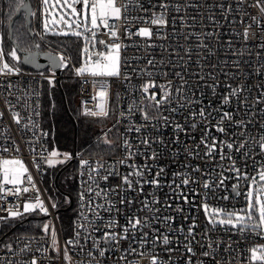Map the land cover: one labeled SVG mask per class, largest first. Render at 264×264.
Segmentation results:
<instances>
[{"label":"built area","instance_id":"2783aa9c","mask_svg":"<svg viewBox=\"0 0 264 264\" xmlns=\"http://www.w3.org/2000/svg\"><path fill=\"white\" fill-rule=\"evenodd\" d=\"M116 2L127 6L121 20L114 22L121 44L118 76H78L72 59L42 40L36 27L37 6L31 13L33 35L46 51L63 54L67 66H61L58 74L21 69L19 73L0 74V162L22 161L35 185L25 179L18 186L29 188L27 193L0 192V264H32L34 260L36 264H151L152 257L157 264H264L251 259L253 248L264 247L259 229L241 232L230 225L209 223L214 210L221 211L215 217L219 220L224 213L245 209L251 178H256V188L258 173L264 170V151L260 148L264 137V0L260 6L257 0ZM160 15L166 23L152 24L151 20ZM140 28H149L152 36L137 35ZM107 31L101 27L97 39L111 43ZM99 50L97 44L93 51ZM5 59L16 67L6 54ZM66 68L78 82L81 114L89 118L112 115L111 154L88 156L74 152L66 160L50 156L43 121L44 87L49 79L59 81ZM149 82L156 87L145 94L142 86ZM97 83H106L108 88V115L104 117L87 114L96 111ZM162 88H167L170 97L157 111L145 96L155 93L160 99ZM233 89L238 90L234 96ZM225 97H229L228 103L223 102ZM201 109L205 110V118L199 116ZM144 110L153 118L146 121ZM224 112L230 113L232 120L221 122ZM14 114L19 115V123L13 119ZM217 124L225 131H217ZM202 138L209 145L216 141L211 155L201 144ZM145 139L148 144L142 142ZM244 142L245 147L237 151ZM228 143L233 148L229 149ZM47 159L56 161L54 164L65 160L77 166L74 217L67 234L44 190ZM7 167L19 169L17 165ZM234 168L239 169L241 178H237ZM137 170L143 175H131L133 183L129 187L123 177ZM2 175L0 172V181ZM153 179L159 181L158 186L147 182ZM184 179L189 183L183 184ZM37 195L47 208V213L39 215L46 216L48 231L17 237L11 247L3 248L2 221L11 213L22 212L25 203L34 202ZM136 218L142 223L134 228L130 221ZM109 222L114 226L108 227ZM105 232L127 238L105 240ZM165 236L168 244L163 243ZM65 250L68 260L64 258ZM206 252L209 255H204ZM261 254L257 252V256Z\"/></svg>","mask_w":264,"mask_h":264},{"label":"snow or ice","instance_id":"6c2138e0","mask_svg":"<svg viewBox=\"0 0 264 264\" xmlns=\"http://www.w3.org/2000/svg\"><path fill=\"white\" fill-rule=\"evenodd\" d=\"M43 3L47 5L49 3V0H43ZM57 4H60L61 7H67L71 10L72 16L76 17V23L75 27L77 29L83 28V32L81 31H72V35L79 37H82L85 41V47L82 49V54L86 57V60L84 64L81 67H78L75 69L76 74L78 76H84L85 74L90 75L93 78L97 77H113L118 76L119 73V64H120V56L119 52L121 49V44L118 43L119 39V29L117 28L115 21H119L122 18L123 12L127 10L126 5H117L116 0H56ZM81 5V8L78 10L76 5ZM261 5V0H257V6ZM23 6V5H21ZM161 7H167L166 5H161ZM261 11H264V6L261 7ZM61 19L64 20V17L61 16ZM113 22V23H110ZM66 24H68V27L71 28L72 24L69 23L67 20H64ZM152 24L156 25H164L166 23L163 15L156 16L154 19L151 20ZM45 30L48 29V24L45 23L44 25ZM101 27L107 29V35H109L111 43H108L104 40H98L97 36L99 33V30ZM87 33V35H85ZM67 35L68 33H64ZM137 35L143 36V37H151L152 32L149 28H140ZM244 38L247 40L248 38V30L245 29L244 31ZM102 45L104 47V51H91L89 48V45L91 46V49H95L96 45ZM36 47H39V45H36ZM7 56L11 57L12 60L20 62L21 57L18 55V49L16 47H13L10 52L7 53ZM49 59L52 60L54 67H61L67 66L68 60L65 58L63 54H60V56L54 57L50 56ZM35 60V57L32 54H27L24 57L23 62L24 63H33ZM151 64L152 61H149ZM19 68L15 67L13 65H10L8 61L5 59V53L2 48H0V74H12V73H19ZM179 75V73H177ZM48 79V78H46ZM49 84H52V80L49 79ZM11 87V85H9ZM106 84L101 85V90L99 91L98 95L102 98H105L107 96L106 92ZM156 87V85L152 82L146 83L142 86V92L147 94L149 92V88ZM163 96H161L160 99H156V94L152 93L151 95H146L145 99H148L151 102V105L159 111L160 106L169 100L170 93L168 92L167 88H162ZM177 91H180V89H177ZM237 89H233L231 92V95L237 94ZM95 98V97H94ZM224 103L229 102V97L224 98ZM99 111H93L88 112V115L92 116H107L108 112L103 106V104H100L97 106ZM131 111V109H130ZM3 113H0V117H2ZM195 115V113H193ZM199 116L201 118H205V110L201 109L199 112ZM143 117L147 121L149 119H152L153 117H150L148 112L146 110L143 111ZM13 119L16 121V123H19V115L14 114ZM167 118H165L166 120ZM224 120H232V115L228 112H224L221 117V122ZM242 125V122H240ZM196 125L193 124L192 127H195ZM243 126V125H242ZM217 131L224 132V127H221L219 124H217ZM176 128L178 130H182L180 125H176ZM135 131L139 132L140 128H136ZM105 143H111L106 137H105ZM144 144H148L149 141L145 139L142 141ZM127 141H125V144L127 146ZM201 144H204L207 148V154L211 155L213 150L216 148V141L213 140L212 144L206 143V138L201 139ZM246 142L241 143L239 147L237 148V151L240 149H243L245 147ZM229 149L233 148L232 143H228L226 145ZM200 145H197V149H199ZM260 148L262 151H264V137L260 140ZM7 149H5L6 151ZM185 151H187V146L185 147ZM60 153L53 150L50 153L51 157L59 156ZM70 154H64V159H70ZM223 159V156L221 157ZM56 161L52 159H47V163L49 166L53 165ZM63 162V161H61ZM125 161H120V163H124ZM87 161H82V164L86 165ZM8 165H17L19 166V169L17 168H10L7 167ZM39 167V165H37ZM101 167H103L101 165ZM163 169H161L162 173ZM234 171L237 173V178H241V174L239 169H235ZM0 172H2V181H0V192L4 191H13L14 194L19 195L21 192L27 193L29 191V188L27 187H19L18 185L23 184L24 180L29 184H32L33 187L35 185L33 184L32 176L28 174V169L23 165L22 161L20 160H8L4 159L2 162H0ZM161 173H157V176H159ZM131 175H137L142 176L143 173L140 171H135L134 173H130L128 176L123 177V181L125 184H127L129 187L132 186L133 181L130 179ZM259 180L264 181V170L258 173ZM244 178H247L246 176ZM104 179H107V177H104ZM148 183H151L153 185L159 184V181L157 179H153L151 181H147ZM183 184H188L189 180L184 179L182 181ZM224 183V180H220V184L222 185ZM257 183L256 178H251V184H250V190L246 193V200H247V207L245 209L240 210L239 212H229L224 213V218L217 220L215 217L219 216L221 214L220 210H214L209 218V223L215 225L216 223H219L221 225H230L233 228H238L241 232L249 230V231H256L257 229L260 230V234L264 235V185H261L259 188H253V185ZM3 185H12V189H5ZM210 185L205 182L204 187L208 188ZM187 198L185 197V200ZM52 207H55V204L52 205ZM147 207V205H145ZM205 210L207 211V205H204ZM39 209L42 212L47 213V208L44 207L43 201L39 199V195H37L35 203H25L24 205V211L27 212L30 209L35 210ZM12 215H19V213H12ZM132 224V227H137L141 225V220L139 218H136L134 221H130ZM114 222H109L108 227H113ZM49 225H45L44 229L47 232L49 229ZM124 232H128V228L126 227L124 229ZM192 234V229H189V235ZM79 235V233H77ZM145 235H147L145 233ZM118 237L120 239H126L127 236H119L118 233L115 232H105L104 233V239L105 240H111L114 242H118ZM52 241L53 246L56 245V235H55V229L52 230ZM68 243H72V241H68ZM143 243V241H142ZM163 243L168 244L169 240L165 236L163 238ZM133 252H135V249H132ZM188 251L191 252L192 249L189 247ZM261 252L262 254L260 256H257V252ZM251 259L253 261L255 260H261L264 261V247H261L259 249L253 248L251 250ZM100 255H104V250L100 251ZM143 255V253H141ZM204 255H209V253H204ZM64 258L66 260L70 259L67 250H65V256ZM124 257H122L123 259ZM32 264H36V261L34 260ZM151 264H157V260L155 257H152Z\"/></svg>","mask_w":264,"mask_h":264},{"label":"trees","instance_id":"16d2710c","mask_svg":"<svg viewBox=\"0 0 264 264\" xmlns=\"http://www.w3.org/2000/svg\"><path fill=\"white\" fill-rule=\"evenodd\" d=\"M24 0H0V37L1 46L7 55L12 50L8 38V24ZM31 5L35 0H30ZM37 27L42 39L48 45L61 51L72 59L76 66L81 62L82 49L85 41L82 37L52 35L42 27L43 7L39 0ZM38 4V3H37ZM12 40L21 50H32V39L28 33L24 16L21 15L12 25ZM91 47V46H90ZM44 51V48L39 46ZM8 59L11 57L7 56ZM21 70H30L20 62H15ZM70 69L66 68L59 81L45 83L43 96V121L47 130L48 150L64 154L78 152L81 155L100 156L112 153L111 144L105 145L103 137L109 140L114 137L112 115L106 118H89L81 114L78 100V82L70 77ZM72 173L73 177L66 176ZM77 166L74 162L63 160L48 166L43 186L45 192L53 195L57 204L55 211L65 234L69 232L74 217L75 181ZM47 195V194H46ZM59 197V199H58ZM20 218H6L1 225V246L11 247L17 237H33L42 235L47 224L46 216L31 214L20 215Z\"/></svg>","mask_w":264,"mask_h":264},{"label":"rangeland","instance_id":"374dc122","mask_svg":"<svg viewBox=\"0 0 264 264\" xmlns=\"http://www.w3.org/2000/svg\"><path fill=\"white\" fill-rule=\"evenodd\" d=\"M69 2H71V0H69ZM42 3H43V0H42ZM77 5H76V7H77ZM80 8H81V6L79 8H77V9L79 10ZM42 15H43L42 27L45 30L44 25H45V23H47L48 24V29L45 30V31H48L52 35L77 37V36L71 34L72 31H81V32L84 31L83 28L77 29L75 27L76 17L72 16L71 10L69 8H67L66 6L65 7H61L60 4L56 3V0H49V3L47 5L44 4ZM61 16L64 17V20H67L69 23L72 24L71 28H69L68 24H66L64 22V20L61 19ZM64 33H68V34L65 35ZM0 45H1V37H0ZM89 48H90L91 51H93V49H91L90 45H89ZM103 48L104 47L102 45H100V50L99 51H101V49H103ZM85 60H86V57L82 54L81 62L79 64V67H81L84 64ZM14 62H17V61H14ZM102 84H106V83H97L94 86V95H95V100H96V111H99L97 106L100 105V104H103V106L107 110V101H106L107 96L105 98H102V97H100L98 95L99 91L101 90V85ZM106 86H107V84H106ZM106 92L108 94V88L107 87H106ZM102 117H104V116H102ZM105 137L107 138V136H104L102 138L103 139V143L105 145H110L109 143H105L104 142L105 141ZM109 141H112V139L109 140ZM66 176L73 177L71 172L70 173H66ZM258 181H259V183L256 185V188H259L261 185H264V181H260L259 177H258ZM46 194H47L49 200L53 204H55V208H57V204L60 201L59 197H58L59 201L56 203V201H55L56 197H54L53 195L47 193V191H46ZM31 203H35V201L31 202ZM41 213H42V211H40L38 208L35 209V210H31L30 209L29 211L25 212L24 211V207H23V210H22V212H19V215H12V213H11L10 214V218H20L21 217L20 215H22V216H28V215H31V214H38L39 215ZM220 219H222V218H220Z\"/></svg>","mask_w":264,"mask_h":264},{"label":"water","instance_id":"95a60500","mask_svg":"<svg viewBox=\"0 0 264 264\" xmlns=\"http://www.w3.org/2000/svg\"><path fill=\"white\" fill-rule=\"evenodd\" d=\"M23 6H19L15 12L14 17L10 20L9 24H8V38L10 43L12 44V48L16 47L18 49V55L21 57L20 63L29 68L32 69L34 71H41L43 69L49 68L53 71H55L56 73L59 72V68L60 67H54L53 66V62L51 59H49L50 56H54L57 57L54 54L51 53H47V52H41L38 47H36V44L34 42V40H32V50H21L12 40V32H11V28L13 23L15 22L16 19H18L21 15L24 16L26 25H27V30L28 33L31 36L30 33V27H31V17H30V13H31V4H30V0H24ZM32 54L35 57V60L33 63H24V57L27 54ZM58 58V57H57Z\"/></svg>","mask_w":264,"mask_h":264},{"label":"bare ground","instance_id":"6f19581e","mask_svg":"<svg viewBox=\"0 0 264 264\" xmlns=\"http://www.w3.org/2000/svg\"><path fill=\"white\" fill-rule=\"evenodd\" d=\"M38 3V4H37ZM23 4V3H22ZM31 4V3H30ZM39 5H40V3H39V0H35V4L32 6L31 5V13H32V10H33V8H34V6H37L38 8L37 9H39ZM31 13H30V17H31ZM31 26H32V22H31ZM36 27H37V20H36ZM37 30H38V27H37ZM38 32H39V30H38ZM30 33H31V39L32 40H34V42H35V44L36 45H39V46H41L42 47V45H40V44H38V42H37V40H36V38H35V36L33 35V32H32V28L30 27ZM40 34V33H39ZM43 40V39H42ZM44 41V40H43ZM45 42V41H44ZM52 47V46H51ZM43 48V47H42ZM53 48V47H52ZM38 49H39V47H38ZM55 49V48H54ZM40 50V49H39ZM57 50V49H56ZM41 52H47V53H51V52H48V51H46L45 49H44V51H42V50H40ZM57 51H59V50H57ZM61 52V51H60ZM62 53V52H61ZM51 54H54V53H51ZM54 55H56V54H54ZM65 55V54H64ZM57 57H59L58 55H56ZM66 56V55H65ZM68 57V56H67ZM77 67H79V66H77ZM60 69V68H59ZM31 71H34V70H32V69H30ZM43 70H51V69H49V68H46V69H43ZM43 70H41V71H43ZM51 71H53V70H51ZM71 71V70H70ZM36 72H39V71H36ZM54 73H56L55 71H53ZM59 73V72H58ZM58 73H56V74H58ZM72 76V72H70V77ZM72 78V77H71ZM7 218H10V217H7ZM4 219H6V218H4ZM2 223H3V221H2Z\"/></svg>","mask_w":264,"mask_h":264},{"label":"flooded vegetation","instance_id":"af4514ba","mask_svg":"<svg viewBox=\"0 0 264 264\" xmlns=\"http://www.w3.org/2000/svg\"><path fill=\"white\" fill-rule=\"evenodd\" d=\"M80 6H81V5L78 4V5H77V8H79Z\"/></svg>","mask_w":264,"mask_h":264}]
</instances>
